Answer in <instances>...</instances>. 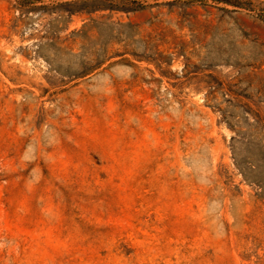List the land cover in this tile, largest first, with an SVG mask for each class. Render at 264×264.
I'll return each mask as SVG.
<instances>
[{
    "label": "rangeland",
    "instance_id": "obj_1",
    "mask_svg": "<svg viewBox=\"0 0 264 264\" xmlns=\"http://www.w3.org/2000/svg\"><path fill=\"white\" fill-rule=\"evenodd\" d=\"M0 264H264V0H0Z\"/></svg>",
    "mask_w": 264,
    "mask_h": 264
}]
</instances>
